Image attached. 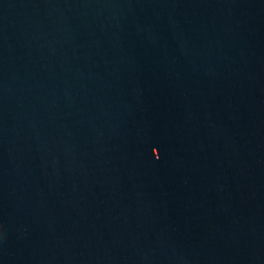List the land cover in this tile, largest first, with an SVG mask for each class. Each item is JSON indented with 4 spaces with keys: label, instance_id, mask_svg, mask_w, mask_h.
I'll list each match as a JSON object with an SVG mask.
<instances>
[{
    "label": "water",
    "instance_id": "95a60500",
    "mask_svg": "<svg viewBox=\"0 0 264 264\" xmlns=\"http://www.w3.org/2000/svg\"><path fill=\"white\" fill-rule=\"evenodd\" d=\"M0 264H264V0H0Z\"/></svg>",
    "mask_w": 264,
    "mask_h": 264
},
{
    "label": "snow or ice",
    "instance_id": "6c2138e0",
    "mask_svg": "<svg viewBox=\"0 0 264 264\" xmlns=\"http://www.w3.org/2000/svg\"><path fill=\"white\" fill-rule=\"evenodd\" d=\"M155 149H153V151H154Z\"/></svg>",
    "mask_w": 264,
    "mask_h": 264
}]
</instances>
